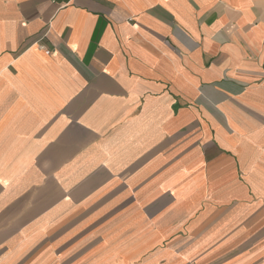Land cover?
<instances>
[{"label": "crops", "instance_id": "0c3cea01", "mask_svg": "<svg viewBox=\"0 0 264 264\" xmlns=\"http://www.w3.org/2000/svg\"><path fill=\"white\" fill-rule=\"evenodd\" d=\"M106 196L264 229V0H0V264Z\"/></svg>", "mask_w": 264, "mask_h": 264}, {"label": "rangeland", "instance_id": "374dc122", "mask_svg": "<svg viewBox=\"0 0 264 264\" xmlns=\"http://www.w3.org/2000/svg\"><path fill=\"white\" fill-rule=\"evenodd\" d=\"M111 198L62 221L49 264H264V229L251 215L150 206L135 216L132 200Z\"/></svg>", "mask_w": 264, "mask_h": 264}]
</instances>
